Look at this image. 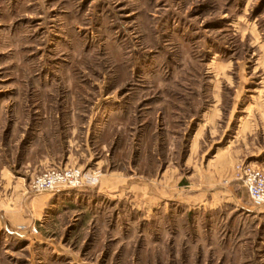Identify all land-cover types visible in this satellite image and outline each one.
Instances as JSON below:
<instances>
[{
  "label": "rangeland",
  "instance_id": "374dc122",
  "mask_svg": "<svg viewBox=\"0 0 264 264\" xmlns=\"http://www.w3.org/2000/svg\"><path fill=\"white\" fill-rule=\"evenodd\" d=\"M47 156L85 186L0 264H264L225 237L239 208L195 210L199 179L245 198L236 165L264 169V0H0V168Z\"/></svg>",
  "mask_w": 264,
  "mask_h": 264
},
{
  "label": "crops",
  "instance_id": "0c3cea01",
  "mask_svg": "<svg viewBox=\"0 0 264 264\" xmlns=\"http://www.w3.org/2000/svg\"><path fill=\"white\" fill-rule=\"evenodd\" d=\"M237 154L238 157L244 156L241 151ZM56 165L54 159L47 156L44 161H39L33 169L27 168L22 170L21 173H15L5 166L0 168V236L2 235L3 238L23 237V234H18L16 230V227L22 224L35 225L40 231L41 228L46 230L45 224L53 220V216L64 208L60 207L59 204L67 199L62 197V194L70 192L68 189H58L52 194L33 195L29 186L37 174L48 167L59 168ZM64 165L62 167H66L67 164ZM226 179L229 184L224 187L222 183ZM197 188L199 190L195 195V210L200 211V214L214 216L216 210H221L226 206L235 207V209L239 208L242 212L243 215L239 214L236 217L242 218L240 219L241 221H238V227H234L237 219L232 221L231 225H228L226 217L230 215H224V219H226L224 220V226L227 227L225 228V237L230 238L229 243L231 245L233 243L238 245L239 243V246H241L239 252H243L245 248L247 249V254L259 252V248H264V208L254 209L249 204L250 200L244 187H241L242 193H245L247 198H237L234 194L232 195V192L235 193L234 190L237 189L232 183V174L214 175L207 181L206 179H199ZM88 190L91 191V189H84L74 190L73 192H88ZM247 223L251 224L247 226ZM236 228L239 234L235 233ZM236 236L245 240H241V242L233 241L232 238Z\"/></svg>",
  "mask_w": 264,
  "mask_h": 264
},
{
  "label": "built area",
  "instance_id": "2783aa9c",
  "mask_svg": "<svg viewBox=\"0 0 264 264\" xmlns=\"http://www.w3.org/2000/svg\"><path fill=\"white\" fill-rule=\"evenodd\" d=\"M236 179L242 182L254 208L264 207V171L250 163H240L235 167ZM94 180V179H93ZM85 177L76 168H49L37 174L30 183V190L36 194L53 193L58 189H80L85 186ZM22 233L35 235V225L19 226Z\"/></svg>",
  "mask_w": 264,
  "mask_h": 264
}]
</instances>
